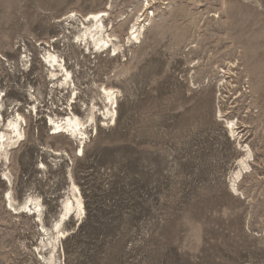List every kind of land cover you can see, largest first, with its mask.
<instances>
[{"label":"rangeland","instance_id":"obj_1","mask_svg":"<svg viewBox=\"0 0 264 264\" xmlns=\"http://www.w3.org/2000/svg\"><path fill=\"white\" fill-rule=\"evenodd\" d=\"M109 1L105 24L123 50L84 56L66 30L70 12L80 26ZM149 1L0 0L4 117L25 118L7 163L13 196L40 195L49 225L70 170L85 211L67 222L58 264H264V0ZM148 6L143 37L126 44ZM48 48L79 86L77 114L82 102L100 103L101 84L119 90L115 122L97 115L83 154L49 122L70 102L39 59ZM239 143L253 160L234 192ZM8 188L0 172V264H39L37 222L6 210Z\"/></svg>","mask_w":264,"mask_h":264},{"label":"bare ground","instance_id":"obj_2","mask_svg":"<svg viewBox=\"0 0 264 264\" xmlns=\"http://www.w3.org/2000/svg\"><path fill=\"white\" fill-rule=\"evenodd\" d=\"M147 2V4L150 3L149 0H147ZM111 7L112 2L109 1L104 9L91 11L83 17L81 16L80 26L74 24L76 13H74V11L70 12L71 15L69 17L72 18L73 16V19L69 21L70 27H67L66 30L72 34V44H76L77 48L84 56L89 54L90 56L94 55L95 58L96 52H106L107 54L111 53L112 57H116L119 51L122 52L125 43H121L119 37L112 32L111 29L108 30L105 24V19L110 17ZM150 9V6L146 7L143 12V19L140 20L139 17H137L132 23L127 31L126 40H124L126 44L132 43L131 41L137 42L141 40L145 33L144 26L151 20L149 15ZM151 11L153 13V10ZM69 17L67 19H69ZM46 45L49 46V44ZM41 55L42 56L39 58L40 61L49 66L51 78L56 81L57 86L60 87L61 90L67 91L70 102L68 105L69 112L66 116H56V118L49 116V122L52 123L54 134L56 132L66 133L70 139L77 141V149L80 152L78 154H83V147L88 137V127L97 125V117L100 116V121L105 124H108L110 121L115 122L119 90L107 88L102 84L101 86L95 84L101 87L100 95L102 97H100V103L95 101V98H92L89 103L82 102V104L79 105V111L82 110L83 113L79 115L74 112L73 104L76 103L79 97L80 89L75 83L72 72L67 67L64 57L58 55L49 48L44 49V53L41 52ZM4 96V93L0 90V172L4 182L9 186L3 196L4 205L10 208L6 210L12 211L14 214L31 216L32 219L37 222L36 225L39 227V237L32 252L38 263L58 264V247L62 243V238L68 232L66 224L73 219V216L78 220L82 218L85 211L83 198L78 186L73 182L70 170H68L71 188H68L69 190L67 193L65 192L61 201V210L58 218H54L51 224H46L45 204L40 195L29 193L22 201H16L13 196V191L10 188L12 184V175L7 163L10 162L13 149L19 147L25 137V118L18 111L6 118L4 117V112L9 109V107L5 105ZM32 111L37 114V109L34 105L31 112ZM225 122L226 128L230 134L232 133L234 135L235 132L239 134L233 119L225 118ZM239 146L240 150H242V155L238 159V168L233 172V176L230 180V188L234 192L239 191L238 179L243 177L244 171L250 170V161L253 160V151L251 147L241 143H239ZM51 151L55 155H62V152L58 150ZM41 168L43 169V173H45L46 166L43 163H41Z\"/></svg>","mask_w":264,"mask_h":264}]
</instances>
